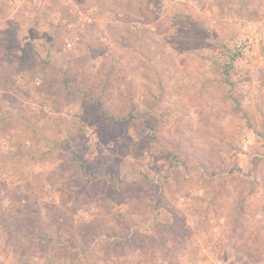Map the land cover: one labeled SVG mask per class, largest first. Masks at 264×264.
Segmentation results:
<instances>
[{"label":"rangeland","instance_id":"1","mask_svg":"<svg viewBox=\"0 0 264 264\" xmlns=\"http://www.w3.org/2000/svg\"><path fill=\"white\" fill-rule=\"evenodd\" d=\"M0 264H264V0H0Z\"/></svg>","mask_w":264,"mask_h":264},{"label":"trees","instance_id":"2","mask_svg":"<svg viewBox=\"0 0 264 264\" xmlns=\"http://www.w3.org/2000/svg\"><path fill=\"white\" fill-rule=\"evenodd\" d=\"M88 98H89V99H91V98H92V99H95V100H97V101H98V99H96V98H95V96L88 95ZM80 167H81V168H83V166H82V165H80Z\"/></svg>","mask_w":264,"mask_h":264}]
</instances>
